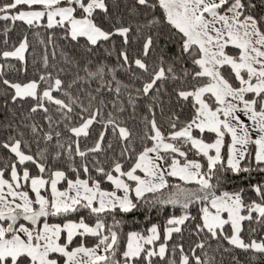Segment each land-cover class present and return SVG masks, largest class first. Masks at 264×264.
Masks as SVG:
<instances>
[{"label":"snow or ice","instance_id":"snow-or-ice-1","mask_svg":"<svg viewBox=\"0 0 264 264\" xmlns=\"http://www.w3.org/2000/svg\"><path fill=\"white\" fill-rule=\"evenodd\" d=\"M0 22V264H264V0H0Z\"/></svg>","mask_w":264,"mask_h":264},{"label":"trees","instance_id":"trees-1","mask_svg":"<svg viewBox=\"0 0 264 264\" xmlns=\"http://www.w3.org/2000/svg\"><path fill=\"white\" fill-rule=\"evenodd\" d=\"M3 22H0V25H2ZM24 31H28L26 26L22 24H17L16 29L10 33V37L12 41H15ZM30 38H31V32H29ZM63 43V42H61ZM238 186V187H246L243 178L237 177L234 179V184L230 185V187ZM249 195H252L249 193ZM168 211H165L162 215L157 214L155 211L151 213L152 215V222H163V218L168 215ZM124 220L126 221L124 231H132V230H139L141 228L148 226V221L145 220V216L143 212H136L133 214L126 215L124 217ZM241 256V264H260V261H251V257L249 255L240 254ZM225 264H227V257H225Z\"/></svg>","mask_w":264,"mask_h":264}]
</instances>
